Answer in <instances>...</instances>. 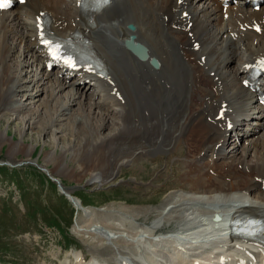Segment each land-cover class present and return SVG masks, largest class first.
<instances>
[{
    "label": "bare ground",
    "instance_id": "6f19581e",
    "mask_svg": "<svg viewBox=\"0 0 264 264\" xmlns=\"http://www.w3.org/2000/svg\"><path fill=\"white\" fill-rule=\"evenodd\" d=\"M77 3L27 0L0 11V121L8 109L21 108L14 99L16 93L23 92L31 100L48 92L41 104L49 106L54 92L67 86L68 103L62 104V114L72 115L75 105L80 118L87 104L100 110L98 128L117 123L114 134L97 133V147L87 139L84 149L75 151L77 167L68 172L86 174L88 184L102 186L121 165L142 153L156 155L158 151L184 156V172L179 178L182 186L172 189L154 207L86 210L81 199L64 187L82 211L74 232L94 251L88 261L82 252L75 255L79 258L74 264H97L99 259L101 264H120L121 260L131 264H214L223 250L221 245L204 248L193 239L194 232L208 225L201 214L211 212L209 204L221 202L231 217L264 212V111L258 112V119H250L249 124L254 125L241 130L240 136L237 129L243 123L239 122L249 114L234 119L232 128L227 122L234 112L242 115L239 110L255 97L241 82L252 64L264 58V5L253 10L242 2L223 8L217 0H109L86 18ZM40 11L47 16L54 36L85 39L79 51L87 58L95 55L104 73L71 69L60 62L48 71L49 54L40 44L43 38L37 29ZM128 23L135 25L134 31L127 29ZM130 33L147 47L146 60L124 47L123 40ZM151 58L157 59L158 68L150 65ZM259 80L257 85L264 91V74ZM33 90L35 95L30 93ZM221 108L223 117H219ZM231 133L239 141L246 138L249 144L245 156L237 152L235 144L229 161L221 147ZM3 135L0 122V138ZM14 143L10 147L13 153L32 150L24 139ZM250 151L256 164L246 159ZM64 158L52 159L55 170L64 168ZM148 212L154 213L150 221ZM228 250L223 255L230 262L239 253L264 256L263 247L248 242L233 243Z\"/></svg>",
    "mask_w": 264,
    "mask_h": 264
},
{
    "label": "rangeland",
    "instance_id": "374dc122",
    "mask_svg": "<svg viewBox=\"0 0 264 264\" xmlns=\"http://www.w3.org/2000/svg\"><path fill=\"white\" fill-rule=\"evenodd\" d=\"M8 42L14 46L13 41L9 39ZM35 91L30 93L35 95ZM22 94L19 92L14 96L22 104L18 112L7 110L0 121L5 134L0 138V163L4 162L0 166V264H63L66 262L64 256L58 260L54 257L64 254L63 249L68 245L88 249L87 253L80 249L76 255L82 252L86 259L93 257L94 251L85 239L74 233L82 211L65 194L64 187L82 198V203L88 206H85L86 210H97L120 205L136 209L154 207L164 200L171 188L182 186L179 178L184 172V156L161 151L156 155H137L136 160L121 165L108 184H88L86 174L80 176L68 172L77 167L73 160L75 151L81 147L83 150L87 139L92 141L94 148L97 147L98 142H94L97 133L114 134L117 123H110L112 125L103 130L98 128L99 110L87 104L85 114L80 118L76 116L80 110L75 105L70 110L72 115L62 114V104L68 103L67 87L54 92L49 98V106L41 104L48 98V92L31 100ZM23 139L32 150L29 153L22 152V149L11 152V145L21 143ZM182 150H186L184 145ZM239 151L244 155L241 146ZM224 154L226 160L231 161L229 152ZM246 156L247 161L257 163L253 153ZM63 157L64 168L55 170L52 159ZM31 162L40 165L52 177L59 178L64 185L61 184L60 191L58 184ZM153 214L148 212L149 221Z\"/></svg>",
    "mask_w": 264,
    "mask_h": 264
},
{
    "label": "snow or ice",
    "instance_id": "6c2138e0",
    "mask_svg": "<svg viewBox=\"0 0 264 264\" xmlns=\"http://www.w3.org/2000/svg\"><path fill=\"white\" fill-rule=\"evenodd\" d=\"M3 7H5V4L4 3H0V8H3ZM46 45H48L49 44V41H47V40H45V41H43ZM55 50H58V46H57V49H54L53 50V52H55ZM54 58H56L55 56H54Z\"/></svg>",
    "mask_w": 264,
    "mask_h": 264
}]
</instances>
